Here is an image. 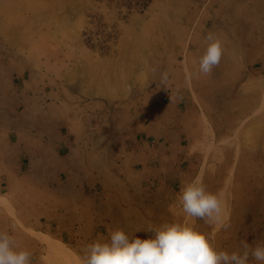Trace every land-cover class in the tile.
<instances>
[{
    "label": "crops",
    "instance_id": "crops-1",
    "mask_svg": "<svg viewBox=\"0 0 264 264\" xmlns=\"http://www.w3.org/2000/svg\"><path fill=\"white\" fill-rule=\"evenodd\" d=\"M7 1L0 0V231L36 250L35 236L56 240L39 226L86 220L90 227L106 200L115 209L116 186L128 188L122 196L134 197L142 209L158 211L162 199L177 197L198 174L214 192L213 152L229 140L217 136V124L242 126L263 109L264 90L253 70L264 63V0H178L183 10L166 19L151 16L146 29H132L129 18L114 56L88 58L72 39L51 42L50 57L33 52L34 43L23 40L33 22H23L18 0ZM86 2L82 24L91 8ZM209 33L221 40L224 55L204 75L198 61ZM164 72L168 84L153 87ZM110 113L119 115L112 123L105 120ZM245 192L264 197V191ZM227 217L226 229L207 233L218 250L231 252L240 243L226 233L231 210Z\"/></svg>",
    "mask_w": 264,
    "mask_h": 264
},
{
    "label": "rangeland",
    "instance_id": "rangeland-1",
    "mask_svg": "<svg viewBox=\"0 0 264 264\" xmlns=\"http://www.w3.org/2000/svg\"><path fill=\"white\" fill-rule=\"evenodd\" d=\"M85 1L87 6L91 5V8L83 16L85 23L82 24L79 12L85 5L84 0H18L19 5L24 8L23 22L27 25L33 22L34 27V29H24V43L30 39L34 43L32 51L45 58L51 56L52 49L49 44L55 41L62 43L64 39L79 41L82 47L81 55L85 58H88V55L114 56L121 29L126 22H129V18L133 19L132 22L130 21L132 29H146V22L151 16L166 19L183 10L178 0ZM261 1L263 0H252L254 4L263 3ZM7 2L4 0L3 3L7 4ZM240 6L239 3L236 4L235 20H239L241 16ZM48 12L50 16L46 15ZM137 19L138 22H134ZM169 21L174 22L172 19ZM253 72L256 75L254 82L264 90V63L257 64V69ZM152 86L163 85L160 82H153ZM112 116L119 117L110 113L105 120L112 123ZM217 125H219L217 131L215 130L217 136L223 135L229 138L217 147V152H213L217 160L210 165L211 171L218 172V177L214 179L212 185L213 191L219 193L220 188L225 187L219 194L224 197L227 210H231L232 224L226 233L234 244L241 241H247L251 245L264 242L261 237L257 240L258 234L264 233V197L259 193L245 192L264 191V99L262 111L252 114L242 126L240 122L233 124L232 127L229 124ZM111 163V167H116L118 164L115 160ZM203 164L201 167L204 169ZM97 190L108 191L102 187ZM111 191H119L118 197L114 198L117 202L115 209L109 208L106 200L105 206L98 214L99 219H94L92 223L94 227L92 225L89 227L86 220L82 222L71 220L66 227L39 226L37 230L51 235L56 240L54 243L51 238L45 240L38 236L34 237L39 241L36 250H29L33 253L34 264H48V258L52 262L54 259L57 260L58 264H80L82 247L95 237L107 235L117 227L135 230L165 221H177L195 224L206 233L211 228L221 231L219 226L209 225L204 221H193L186 217L180 206L176 208V196L162 199L163 206L158 211L155 210V205L142 209L141 203L139 204V201L129 194L126 197L122 196L120 191H128V188L122 190L121 187L116 186ZM229 191H244V194L234 195ZM32 230L35 229L29 228L26 231L32 233ZM137 235L141 238L145 237L143 232ZM48 239L52 245L49 244ZM228 249L235 250L229 247Z\"/></svg>",
    "mask_w": 264,
    "mask_h": 264
},
{
    "label": "clouds",
    "instance_id": "clouds-1",
    "mask_svg": "<svg viewBox=\"0 0 264 264\" xmlns=\"http://www.w3.org/2000/svg\"><path fill=\"white\" fill-rule=\"evenodd\" d=\"M207 46L198 61V73L208 75L224 55L219 38L209 33ZM155 71V70H154ZM192 73L188 74L191 79ZM169 77L161 74L160 84ZM184 215L226 229L227 206L219 193L211 192L202 179L185 183L177 194ZM143 232L144 238L137 233ZM264 264V243L254 246L241 241L235 251L218 250L210 234L195 224L165 221L135 230L114 228L87 242L81 249L80 264ZM0 264H34L33 253L21 248L15 237L0 231Z\"/></svg>",
    "mask_w": 264,
    "mask_h": 264
},
{
    "label": "bare ground",
    "instance_id": "bare-ground-1",
    "mask_svg": "<svg viewBox=\"0 0 264 264\" xmlns=\"http://www.w3.org/2000/svg\"><path fill=\"white\" fill-rule=\"evenodd\" d=\"M199 179H200V176H199ZM223 199H224V197H223ZM225 201V200H224Z\"/></svg>",
    "mask_w": 264,
    "mask_h": 264
},
{
    "label": "trees",
    "instance_id": "trees-1",
    "mask_svg": "<svg viewBox=\"0 0 264 264\" xmlns=\"http://www.w3.org/2000/svg\"><path fill=\"white\" fill-rule=\"evenodd\" d=\"M137 1H140V0H137Z\"/></svg>",
    "mask_w": 264,
    "mask_h": 264
}]
</instances>
